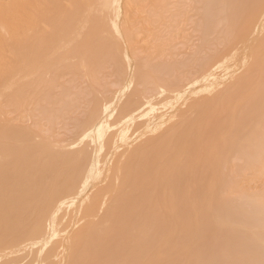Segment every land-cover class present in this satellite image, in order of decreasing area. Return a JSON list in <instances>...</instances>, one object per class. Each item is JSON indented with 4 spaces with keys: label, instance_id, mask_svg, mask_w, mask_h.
Here are the masks:
<instances>
[{
    "label": "bare ground",
    "instance_id": "obj_1",
    "mask_svg": "<svg viewBox=\"0 0 264 264\" xmlns=\"http://www.w3.org/2000/svg\"><path fill=\"white\" fill-rule=\"evenodd\" d=\"M0 264H264V0H0Z\"/></svg>",
    "mask_w": 264,
    "mask_h": 264
},
{
    "label": "rangeland",
    "instance_id": "obj_2",
    "mask_svg": "<svg viewBox=\"0 0 264 264\" xmlns=\"http://www.w3.org/2000/svg\"><path fill=\"white\" fill-rule=\"evenodd\" d=\"M168 12H169L170 15H171V12H170V11H168ZM168 12L165 13L166 16H170V15H167V14H169ZM191 24H193V23H191ZM193 26H194V25L191 26L192 28H191V27H187V28H188V29L191 28V31L194 30V31H193L194 33L192 32L194 35H196V34H198V33L200 34V31H199V30H198L199 32L195 34V28H196V27L193 28ZM150 29L155 30V29H153V28H151V27H150ZM196 30H197V28H196ZM187 31H188V30H187ZM189 31H190V30H189ZM189 31H188V32H189ZM188 32H187V33H188ZM179 33H180V32H178V34H179ZM190 33H191V32H190ZM175 34H177V33H175ZM175 34H174V35H175ZM188 34H189V33H188ZM188 34H186V33H184V32H183V33H180L179 36L177 35L178 38H177L176 36L173 35V36H174V38H173V39H174L173 42H174V41H178V42L180 41V43H177V42H176V44H179L178 48H182L181 50H183V48L186 47V49H184V50H185V53L188 52L187 49H188L190 46H191V48L194 46V45H193L194 43H192V45H193V46H192L191 43H190V41L187 42V40H186L187 43L184 42V41H185L184 38H185L186 35H188ZM180 35H181V38H179ZM182 35H183V36H182ZM184 35H185V36H184ZM190 35H191V34H190ZM190 35H189V36H190ZM191 36H192V35H191ZM191 36H190V37H191ZM149 37L153 38L151 35H150ZM197 37H198V35L196 36V38H197ZM199 37H201V36H199ZM191 38H193V37H191ZM194 38H195V36H194ZM196 38H195V41H194V39H193L191 42H195L196 44H199L198 42H199L200 40H198V38H197V40H196ZM146 39H149V38H146ZM176 39H177V40H176ZM190 40H191V39H190ZM182 42L185 43V44L183 45ZM181 43H182V44H181ZM188 43H190V46L188 45ZM174 44H175V42H174ZM185 45H186V46H185ZM188 46H189V47H188ZM196 47H197V46H196ZM169 48H170V47H169ZM191 48H190V50H193L194 47H193L192 49H191ZM195 49H196V48H195ZM168 50H169V52L167 51V53H169L168 55H171V53H170L171 51H170V50H172V49L170 48V49H168ZM184 50H183V52H182L183 55L185 54V53H184ZM186 50H187V51H186ZM190 50H189V51H190ZM190 52L192 53V51H190ZM167 53L165 54V56L167 55ZM172 54H173V53H172ZM168 55H167L166 57L170 59V57H168ZM187 55H188V53H187ZM159 56H160V55H159ZM161 56L163 57L164 54H163V55L161 54ZM162 57H161L160 59H162ZM166 57H164V59H165ZM171 57H172V56H171ZM183 57H185V55H184ZM167 58H166V60L168 61ZM160 59H157V60H159V63H160ZM172 59L174 60L173 57H172ZM175 59L177 60L178 57L175 58ZM179 59H184V58H179ZM179 59H178V61H180ZM188 59H189V58H188ZM188 59H186V60H188ZM161 61H163V60H161ZM167 61L164 62V63H167ZM178 61H177V62H178ZM154 62H155V61H154ZM156 62H157V61H156ZM174 62H175V61H174ZM191 62H192V61H191ZM159 63H158V64H159ZM161 63H162V62H161ZM161 63H160V64H161ZM164 63H163V64H164ZM168 63H171L170 60L168 61ZM168 63H167L166 65H165V64H164V65L167 66ZM172 63H173V62H172ZM155 64H157V63H155ZM175 64H176V63H175ZM107 65H108V64H107ZM161 65H162V64H161ZM164 65H162V66H164ZM171 65H172V64H171ZM111 66H112V64H111V65H108V67H111ZM104 67H105V66H104ZM104 67H103L102 69L105 71V73L107 72V73H106V76H108V73L111 74L112 76L109 75V79H111V80H112L111 82H113V81H114V77H113V76H115L114 74H112L113 71H114V70H113L114 67L112 66L111 69L109 68L108 70L106 69L107 66H106L105 68H104ZM108 67H107V68H108ZM112 68H113V69H112ZM106 70H107V71H106ZM110 70H113V71H110ZM102 72H103V71H101V74H102ZM110 72H112V73H110ZM105 73H104V74H105ZM101 74H100V75H101ZM100 75H98V76H100ZM106 76H104L105 78H102V79H101V77H103V76H100V77H98V79H101L102 81L106 79V80H105V81H106V84H107V83H110V82H108V81H110V80H108V79H107L108 77L106 78ZM69 77H71V76H68L67 78L64 77V78L68 80ZM112 77H113V78H112ZM115 77H116V76H115ZM71 78H72V77H71ZM65 79H64V80H65ZM115 79H116V78H115ZM64 80H63V81H64ZM67 80H65V81H67ZM80 80H82V79H80ZM80 80H79V81H80ZM101 80L99 81L101 84L105 82V81L102 82ZM61 81H62V80H61ZM63 81H62V83H63ZM75 81H77V79H76ZM79 81H78V82H79ZM82 82H83V83H86V82H84V80L81 81V85H82V87H83L84 85L82 84ZM69 83H70V81H69ZM74 83H75V82H74ZM74 83L72 82L73 85H69V84H68L67 87H68V86H70V87H72V86H76V84L74 85ZM76 83H77V82H76ZM66 84H67V82L65 83V85H66ZM101 84H98V86H97L98 89H100L101 87H103V86H101ZM77 85H78V88H79V87H80V84H77ZM87 85H88V84H85V86H87ZM99 85H100L101 87H99ZM76 87H77V86H76ZM72 88H73V87H72ZM74 88H75V87H74ZM74 88H73V89H74ZM80 88H81V87H80ZM82 89L85 90L84 88H82ZM59 91H60V90H59ZM73 91L76 92V91H78V90L75 89V90H72V92H73ZM79 91H82V90H79ZM79 91H78V92H79ZM55 92L58 93V91H55ZM81 95H82V94H80V97H81ZM83 96H84V95H82V98H83ZM85 97H86V96H85ZM84 99H85V101H86V100L89 99V98L86 97V98H84ZM82 100H83V99H82ZM82 100H81V102L84 103L83 105H85L87 102L85 103V101H82ZM81 102H78V104H79V103L82 104ZM180 103H181V102H179V103L177 104V102H176L175 105H176V106L178 105V107H176V108H179V104H180ZM80 104H79V105H80ZM79 105H78V106H79ZM83 105H82V106H83ZM49 107H50V106H49ZM84 107H86V106H84ZM180 107H181V105H180ZM79 108H80V107H79ZM80 109H81V108H80ZM78 110H79V109L77 108V110L75 111V114H73V117H74V115H76V114H78L77 116L81 115V113H82L85 109H84V110H83V109H82V110H79V111L81 112L80 114H79V111H78ZM77 111H78V113H77ZM14 114H16V113H14ZM14 114H12L13 118L16 117V115H14ZM14 116H15V117H14ZM71 116H72V115H71ZM11 118H12V117H11ZM30 118H31V119H30ZM27 119H28V118H27ZM32 119H33V117H29V120H28V121H29V122H28L29 124L32 123L31 125H33V122H34V121H32ZM30 120H31V121H30ZM34 120H35V119H34ZM62 120H63V119H62ZM60 121H61V118H60ZM60 121H59V122H60ZM64 121H65V120H64ZM57 122H58V121H57ZM59 122H58V124L60 125ZM25 123L27 124V121H25ZM62 123H63V122H62ZM65 123H66V122H65ZM65 123H64V124H65ZM44 124H46V123L44 122ZM69 124H71L70 121H69ZM31 125H30V127H31ZM26 126H27V125H26ZM56 126H57V124H56ZM59 127H60V126H59ZM62 127H64V126L62 125L61 128H58V127H57V130H58V129H62V131H60V132H63V129H64V128H62ZM69 127H70V126H69ZM33 128H35V126H34ZM34 130H35V131H38V129H37V130L34 129ZM57 130L54 131V132L58 133L59 130H58V131H57ZM58 134H59V133H58ZM63 134H64V133H63ZM63 134H62V136L65 137L66 131H65V134H64V135H63ZM67 134H69V132H68ZM55 135H57V134H55ZM55 135L53 136V137H54L53 139H55ZM60 135H61V134H60ZM63 137H62V138H63ZM39 138H40V137H39ZM59 138H60V139H59ZM59 138L56 137V140H57V139H59V140L62 139L61 136H60ZM37 139H38V138H37ZM38 141H39V139H38Z\"/></svg>",
    "mask_w": 264,
    "mask_h": 264
}]
</instances>
